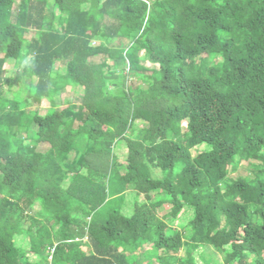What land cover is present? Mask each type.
I'll use <instances>...</instances> for the list:
<instances>
[{"label": "trees", "instance_id": "trees-1", "mask_svg": "<svg viewBox=\"0 0 264 264\" xmlns=\"http://www.w3.org/2000/svg\"><path fill=\"white\" fill-rule=\"evenodd\" d=\"M15 3L0 0V264H264V0ZM66 86L81 95L60 107Z\"/></svg>", "mask_w": 264, "mask_h": 264}, {"label": "rangeland", "instance_id": "rangeland-1", "mask_svg": "<svg viewBox=\"0 0 264 264\" xmlns=\"http://www.w3.org/2000/svg\"><path fill=\"white\" fill-rule=\"evenodd\" d=\"M19 0H16V5H17V2ZM33 1H36V2H43L44 0H33ZM32 31V30H31ZM31 31L29 33L26 34L27 37H30L31 36ZM124 42H127L126 39H122ZM117 43V42H116ZM94 61L98 62L100 61L101 57L98 56V57H95V58H92ZM200 64H204L203 60H200L199 61ZM60 65V62H57L56 63V67ZM148 66H152L150 63H148ZM18 71V68L14 67L13 63L12 62H7L5 63L4 65V68H3V73L1 74L4 78H6L7 82L4 83V91L12 88V90L14 89L12 87V84L14 83V75L15 73ZM129 83H135V81L132 79L129 81ZM8 91L5 92V95ZM81 91L78 89V90H75L72 86H66L62 93L60 94V98L62 99V102H61V105L60 107H65L68 105V102H72V101H77L79 98H80V93ZM4 95V94H3ZM49 107V101L45 98L42 99V101L39 103L38 101H34L33 98H30L28 99V103H27V112H34V111H40V112H45L47 110V108ZM207 109L209 111H211L213 114H216L218 115L219 111H218V106L216 104H213L211 103L210 106H207ZM74 127H76V123L73 125ZM139 127H142V125H139ZM27 142V141H26ZM45 148H47V144H39L37 145V149L39 150H44ZM205 147L202 145H197L195 148H192L191 149V152L194 154V149L197 150V151H202ZM114 153H119L121 157H126L127 155V148L121 144V143H118L116 144V148H115V152ZM250 163L251 161H246V160H242L240 161V163L238 164V166L236 167L235 170H229L228 172V176L229 177H232V178H243L247 175L250 174L251 172V167H250ZM155 171H157L158 173L160 172L159 169H155ZM142 198V197H140ZM166 210H168V207H160V213L159 215L162 214V212H165ZM36 213L37 211L33 208V207H29V208H25V211H24V215H23V218L21 219V222L23 223V228H27L32 222L30 221L29 218H33L34 216H36ZM185 212L183 211L182 214H180L178 216V218H180L178 221H183L185 219V215L184 214ZM37 217V216H36ZM37 219V218H36ZM164 220V219H163ZM178 226V224H176ZM175 223L174 224H171V226H176ZM21 235L18 236V238L16 239L17 241L19 240ZM207 248H211L209 246H204L202 247V249L205 250V252L208 251ZM185 248H181L178 252V255H181L183 256L185 253H184V250ZM198 248H194V252L196 253L198 250ZM200 250V248H199ZM29 253V251H28ZM214 260H219L221 263V256L219 255L217 258H215ZM142 264H158V260L156 257H152L150 258L149 260H145ZM211 264V263H210ZM224 264V263H222Z\"/></svg>", "mask_w": 264, "mask_h": 264}, {"label": "bare ground", "instance_id": "bare-ground-1", "mask_svg": "<svg viewBox=\"0 0 264 264\" xmlns=\"http://www.w3.org/2000/svg\"><path fill=\"white\" fill-rule=\"evenodd\" d=\"M2 135H4V134H2ZM1 138H3L4 139V137H1ZM2 141V140H1Z\"/></svg>", "mask_w": 264, "mask_h": 264}]
</instances>
